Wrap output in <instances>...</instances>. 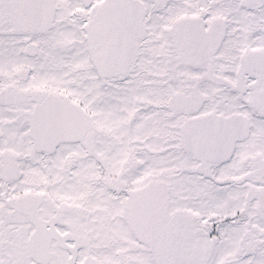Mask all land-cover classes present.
Returning <instances> with one entry per match:
<instances>
[{
  "label": "snow or ice",
  "instance_id": "obj_1",
  "mask_svg": "<svg viewBox=\"0 0 264 264\" xmlns=\"http://www.w3.org/2000/svg\"><path fill=\"white\" fill-rule=\"evenodd\" d=\"M0 264H264V0H0Z\"/></svg>",
  "mask_w": 264,
  "mask_h": 264
}]
</instances>
